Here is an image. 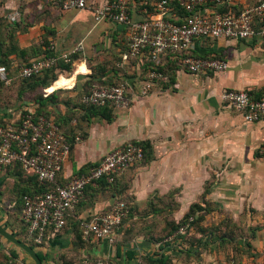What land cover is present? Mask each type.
Segmentation results:
<instances>
[{"label":"crops","instance_id":"crops-1","mask_svg":"<svg viewBox=\"0 0 264 264\" xmlns=\"http://www.w3.org/2000/svg\"><path fill=\"white\" fill-rule=\"evenodd\" d=\"M106 1L111 0H86L91 6ZM257 1L227 0L225 7L239 13ZM17 8L22 11L21 17L17 23H10L7 17ZM204 12L211 14L213 8H205ZM131 15L134 21H145L152 16V9L136 3ZM106 22L95 24L90 9L64 11L56 0H0V63L8 65V75L44 57V38L59 54L79 49L67 63H71V72L57 70L56 81H71L69 86L55 88L54 81L45 107L73 143L59 183L66 184L85 166L97 164L126 144L144 142L150 146L146 158L117 177L115 185H95L86 191L74 214L67 218V226L55 236L49 233L44 245L36 247L45 258L43 264H94L100 260L136 264L143 256L154 258L161 252L173 261L171 256L181 250L182 241H172L160 249L151 238L152 231L167 222H178L192 206L194 218L204 225L217 220L218 209L230 217L245 213L246 227L252 233L239 264H261L264 156L259 150L264 146V122L246 123L240 113L221 101V94L237 90L259 98L264 93V40H196L195 56L210 54L224 60L228 69L192 75L170 57H162L161 71H155L160 77L153 79L146 64L148 52L123 60L125 52L119 50V44L126 43L128 31L117 24L115 30L111 29ZM108 49L120 57V62L98 58L93 66L88 65V57ZM123 73L127 74L120 76L127 84V105L113 106L110 122L104 118L108 111L102 107L92 113L83 104L77 107L69 101L84 92L89 82L99 87L102 80ZM26 109L32 108L25 99L17 102V92L9 96L7 89H0V124L18 120ZM17 180L12 170L0 172V225L13 230L11 233L19 230L11 212L12 188ZM119 200L128 202L131 209L118 229V247L102 240L81 241L75 221L107 212ZM170 209L172 216L168 217ZM6 243L1 240L6 251L14 249ZM16 252L21 259L27 257Z\"/></svg>","mask_w":264,"mask_h":264},{"label":"built area","instance_id":"built-area-1","mask_svg":"<svg viewBox=\"0 0 264 264\" xmlns=\"http://www.w3.org/2000/svg\"><path fill=\"white\" fill-rule=\"evenodd\" d=\"M56 1L64 11L90 9L95 24L108 21L125 27L128 35L123 60H131L147 51L148 61L153 65L159 66L162 57L174 58L181 70L192 75L222 73L228 69L224 60L213 56H195L196 40H264V0H258L242 12L228 11L222 14L216 12L215 8L225 5L227 0H177L181 8L192 14L185 18H180L172 11L174 0H111L94 6L86 0ZM136 3L153 7L152 16L148 20H133L130 8ZM202 7L213 8V12L206 14L205 9H200ZM18 20V12L7 17L10 23H17ZM49 51L54 55L29 62V65L19 69L17 78L29 79L40 75L60 61L69 63L70 56L79 49L59 54L51 45ZM150 77L154 79L160 75L151 71ZM11 81L6 68L0 66V83L8 85ZM126 93L127 84L124 81L109 87H94L83 97L82 104L86 107L126 106ZM221 101L240 113L246 123L264 122V93L256 98L246 91L230 90L221 94ZM259 151L264 156V146ZM69 154L70 145L59 126L52 118L36 117L32 109L24 110L18 120L0 128V172L20 165L27 175L35 176L42 185L51 187L44 193L22 199L20 219L27 228V240L36 247L44 245L46 234L55 236L64 229L67 218L80 204L89 186H95L102 180L113 184L117 177L144 158L140 146L126 144L109 152L97 164L74 176L66 184H61L59 176ZM128 212V204L119 200L107 212L89 220H78L82 240H102L113 246L117 230ZM192 221L190 218L166 242L177 241ZM15 264L26 263L19 260ZM97 264L113 263L100 260ZM136 264L148 263H144L141 257L136 260Z\"/></svg>","mask_w":264,"mask_h":264},{"label":"rangeland","instance_id":"rangeland-1","mask_svg":"<svg viewBox=\"0 0 264 264\" xmlns=\"http://www.w3.org/2000/svg\"><path fill=\"white\" fill-rule=\"evenodd\" d=\"M18 12L19 18L21 17V9L17 8L16 10H13L12 13ZM130 12L132 14V6L130 8ZM79 13V12H75ZM110 25L111 29L115 30V24L111 22H106ZM73 36V35H71ZM122 42H124V39L122 38ZM44 44H46V49L49 50L50 44H53L50 42L47 38L43 39ZM125 44L121 43L119 44V50L126 52L127 51V37L125 40ZM66 43V42H65ZM126 46V49H125ZM112 49L104 50L97 56L88 57L87 62L88 65L93 66L96 59L103 58L108 63L111 62L113 58H115V62H120V57L112 53ZM116 50V48H114ZM118 50V49H117ZM118 52V51H117ZM95 58V59H94ZM117 60V61H116ZM26 65V64H25ZM20 67L15 70L14 74H9L8 77L12 79V83L10 82L8 85H3L4 89H7L9 92V96H12V94H16L18 90L20 89V82L17 78V74ZM122 70V68L120 69ZM126 71V70H124ZM122 76L126 77L127 74L123 73L122 75H116L113 78L114 83H121ZM58 78V76H57ZM85 90L84 92L78 94L75 99L69 100L74 106L79 107L82 104V99L85 96ZM43 93L38 91L36 94L33 92H26L23 95V98L27 102V105L32 108L33 110H36L37 107H35V98H39L40 95ZM60 94H58V97L61 99ZM64 98H62L63 100ZM36 108V109H35ZM48 116L51 117L50 113L48 112ZM55 120V119H54ZM219 171V170H218ZM175 193V191L172 192V194ZM155 199H159V196H155ZM169 213V216H172V210ZM192 213V212H191ZM217 220L211 221V224L208 223L206 225L198 223L197 219L194 218L195 223L194 226H192V229L190 232L187 233L188 238L185 240H181V250L178 253H174L171 257L173 258L172 263L173 264H239L241 262L242 256L247 251V245H249V239L250 235L252 233V229L246 227V218L245 213H240L238 217H230V215L225 212L223 209H218L216 211ZM246 213H249L248 210H246ZM253 213V211H251ZM193 214V213H192ZM208 214V213H207ZM206 214V215H207ZM186 215V213H185ZM184 215V216H185ZM182 217L181 219H178L177 221H170L167 222V225L165 226H157L154 228V235L152 234L151 238L155 241H161L163 243L164 240L169 239L171 234H173V231L175 229V226L179 224L182 220H184L185 217ZM215 216V217H216ZM207 220V219H206ZM254 229V228H253ZM143 230V227H142ZM141 230V231H142ZM193 231V232H192ZM192 232V233H191ZM251 232V233H250ZM189 233L191 235H189ZM1 240H4L0 236V264H15L18 260H21L23 262H32L31 259L28 257H25V259H21L18 257L15 261L10 262V256L8 253H10V250L6 251L5 247L2 246ZM5 241V240H4ZM7 242V241H6ZM169 243H172L171 241H168ZM168 243V244H169ZM8 245V243H6ZM5 245V246H7ZM10 248L12 247V244L8 245ZM20 251L22 255L25 256V253L21 251L20 249H13ZM26 262V263H27ZM98 261H95L94 264H97Z\"/></svg>","mask_w":264,"mask_h":264},{"label":"trees","instance_id":"trees-1","mask_svg":"<svg viewBox=\"0 0 264 264\" xmlns=\"http://www.w3.org/2000/svg\"><path fill=\"white\" fill-rule=\"evenodd\" d=\"M154 1H156V0H154ZM149 5L150 4H148V5L144 6V7L151 8L152 9V13H153V7H151ZM171 9L180 18H185V17H188V16L192 15V14H188L183 8H181L179 6L177 0L173 1V3L171 4ZM200 9L204 10L205 8L202 7ZM215 11L222 14V13H227L229 11V9L226 8L225 5H223V6H219V7L215 8ZM131 17H132V15H131ZM52 55H54L53 52L49 51L47 49L46 53L44 54V57H50ZM198 57L210 58L211 55L210 54H207V55L205 54L204 56H198ZM171 59H172V61L174 63H176V59H174V58H171ZM146 64L148 65V68H149L150 71H161V68H159V66L153 65L149 61ZM26 65H29V62L26 63ZM26 65H24V66H26ZM0 66L5 67L6 70L9 71V67L5 63H0ZM71 69H72L71 63L67 64V63H63V61H60V62H58V64L56 66H54L51 69H48V70L42 72L40 75L34 76L32 78H29V79H18L19 82H20V87H19L20 89L17 92V102L19 103L20 101H22L24 99L23 95L26 92H33L34 94H36L38 91H40L43 94L40 95L39 98L38 97L35 98V103L38 105L37 109L35 110V116L36 117L44 116L46 118H50L48 116L47 112L45 111V107H46V102L51 98V96L48 95V92H50V90L52 88V83L54 81H56V79H57V76H58L57 70H63V71H66V72H71ZM114 81H116V80H113V78H109L106 81L102 80L100 82L101 85H99V86L109 87V86L117 85V83H114ZM3 85H4L3 83H0V89H4ZM54 86H55V88H61V86L59 85V80L54 83ZM95 86H96L95 84H91L89 82L87 87H85V93L84 94L87 95ZM112 107H113L112 105H107V106L102 107L103 110H107L108 111V113L106 115H104L105 116L104 118L108 122H110L112 120V115H111ZM86 109H87V111H92V113H96V111L99 110V107H91L90 106V107H87ZM23 113H24V111H22L20 114H23ZM54 122L59 126V128L62 131V126L60 125L59 121L54 120ZM7 124H9V123L0 124V128H5ZM62 133L64 134L63 131H62ZM65 137H66V135H65ZM66 140H68V137H66ZM68 144L70 145V151H71V149L73 147V143L68 140ZM132 144H136V145H138V146H140L142 148L143 153H144V158H143V160H144L146 158L147 154H148V151L150 150L149 144L148 143H144V142H139V143H135L134 142ZM90 167H91L90 165L85 166L83 169H81V172H85ZM6 170H12L14 172V174L17 175V177H18V180L16 182H14V185H13V188H12V202H14V209L11 212H14V214L16 216V219H17V223L19 224L18 225V227H19L18 232H16V233L12 232L11 233V231H13V230H8V229L6 231H9L18 240H20L21 242L29 245L31 248H33L36 251V246L31 241L27 240V228L24 226L23 222L20 219L22 199L25 196H34V195H37V194L44 193V192L48 191L51 187L49 185H46V186L42 185L35 176L27 175L23 171V169L21 168L20 165H16V166L7 168ZM116 179H115V182L113 184H109V183L105 182L104 180H102V181H100L97 184V186H101V187L113 186L116 183ZM91 187H95V186H89L86 189V191L89 188H91ZM86 191H85V193H86ZM126 203L128 204L129 210H130L131 209L130 204L128 202H126ZM77 207L75 209H77ZM75 209L72 212V215L74 214ZM11 212H10V214H11ZM194 212H195V207L192 206L190 208L189 212L184 216L185 217L184 220H182L179 224H177L175 226L173 234H171L170 237L174 236L177 233V231L188 222V220L190 218L193 219ZM194 223H195V220L193 219V221L189 225V228L185 231V233L182 236L178 237V239L183 240L187 236V233L190 232L191 227L194 226ZM75 224H76L77 229L79 231L80 240L83 241L82 238H81V230H80V227H79V221H75ZM66 226H67V220H66L65 227ZM121 226H122V224H121ZM121 226L119 227V229L121 228ZM120 234L121 233L118 230L117 231L116 241L113 244V246H115V247H118V244H120V238H119V237H121ZM47 236H48V234H46L45 238H47ZM166 240H168V239H166ZM166 240H164L163 243L161 241H157L156 242L159 245L160 249H165L168 246H170V244H172V243L166 242ZM8 244H10V243L8 242ZM12 247L14 249H17V247H15L14 245H12ZM36 253H37L39 259L41 260V262L43 263L44 259H45L44 256L42 254H40L39 252H37V251H36ZM8 255L10 256V262L15 261L19 257L18 253L15 250H13V249L10 250V253H8ZM142 261L144 263H148V264H173L172 260H171V258L169 256L166 257V256H163V255L158 256L157 258H151L149 256H143L142 257ZM29 264H34V263L31 262Z\"/></svg>","mask_w":264,"mask_h":264},{"label":"water","instance_id":"water-1","mask_svg":"<svg viewBox=\"0 0 264 264\" xmlns=\"http://www.w3.org/2000/svg\"><path fill=\"white\" fill-rule=\"evenodd\" d=\"M0 236L6 240L7 242H9L10 244L14 245L15 247H17L18 249H20L21 251H23L25 253V255L31 259V261L34 264H43L41 262V260L39 259L36 251L31 248L29 245L21 242L20 240H18L15 236H13L10 232L6 231L5 228H3L0 225Z\"/></svg>","mask_w":264,"mask_h":264},{"label":"bare ground","instance_id":"bare-ground-1","mask_svg":"<svg viewBox=\"0 0 264 264\" xmlns=\"http://www.w3.org/2000/svg\"><path fill=\"white\" fill-rule=\"evenodd\" d=\"M78 71H80V68L78 69ZM70 80V79H69ZM70 82L71 81H68V80H65V79H61L60 80V82H59V85L61 86V87H67V86H69V84H70Z\"/></svg>","mask_w":264,"mask_h":264}]
</instances>
